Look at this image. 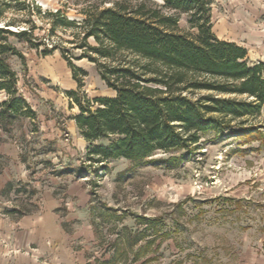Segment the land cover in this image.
Segmentation results:
<instances>
[{"label":"rangeland","instance_id":"obj_1","mask_svg":"<svg viewBox=\"0 0 264 264\" xmlns=\"http://www.w3.org/2000/svg\"><path fill=\"white\" fill-rule=\"evenodd\" d=\"M26 1L42 12L61 8L80 17L66 0ZM26 13L4 8L0 18L1 26L11 17L30 18L43 37L37 47L13 40L24 64L9 59L18 95L35 115L0 119V264H59L57 258L101 264L115 253L112 264H264V105L235 125L238 132H202L188 152L156 151L138 165L116 158L101 167L86 160L87 142L69 118L77 108L69 107L67 91L77 82L59 46L70 48L73 36L70 30L46 34V20L35 9ZM211 21L219 38L247 48L249 62L264 61V0H211ZM179 24L185 27V19ZM51 43L59 48L43 54ZM69 53L86 71L81 90L87 96L113 94L93 62L78 59L79 49ZM5 98L0 91V101ZM46 190L59 198L60 213L86 204L84 220L64 219L61 241L45 250L16 243L23 229L7 217L42 206Z\"/></svg>","mask_w":264,"mask_h":264},{"label":"trees","instance_id":"obj_2","mask_svg":"<svg viewBox=\"0 0 264 264\" xmlns=\"http://www.w3.org/2000/svg\"><path fill=\"white\" fill-rule=\"evenodd\" d=\"M69 2L77 6L79 19L61 8L42 12L26 0H0V18L4 8L30 15L35 9L47 22L46 34L70 30V48L51 43L43 54L60 47L77 82V89L67 91L69 107L77 108L69 118L87 142V161L103 167L107 160L126 158L138 165L156 151L188 152L202 132H238L235 125L261 111L264 61L249 62L245 46L213 32L211 0ZM181 18L185 27L179 24ZM20 22L24 28H12ZM36 28L32 19L18 17L0 26V91L6 94L0 119L35 115L18 95V76L9 59L16 56L24 64L13 40L37 47L43 37L34 34ZM69 49H79L78 59L94 63L112 95L89 97L81 90L86 71L72 62ZM9 186L7 182L6 190ZM117 254L101 264H112Z\"/></svg>","mask_w":264,"mask_h":264},{"label":"crops","instance_id":"obj_3","mask_svg":"<svg viewBox=\"0 0 264 264\" xmlns=\"http://www.w3.org/2000/svg\"><path fill=\"white\" fill-rule=\"evenodd\" d=\"M69 191L73 192L74 189L69 187ZM44 193L45 198L42 206L36 205L35 209L31 212L23 213L16 218L7 217V220L11 219V223L19 225L23 229L15 236L16 243L20 242L21 245L37 243L39 247L45 250L50 243L52 245L61 241L63 232L62 222L64 219L76 218L78 220H84L83 217L86 215L85 211H87L86 204L78 205V207H72V204H70L65 208V214L60 213L62 212V207L58 201L59 198L50 193L49 190H46ZM10 213H7V215L11 216ZM46 243L49 244L46 245ZM60 246H62V243ZM72 259L74 260V258ZM56 260L55 262L59 264H74V261L71 259L57 258Z\"/></svg>","mask_w":264,"mask_h":264},{"label":"water","instance_id":"obj_4","mask_svg":"<svg viewBox=\"0 0 264 264\" xmlns=\"http://www.w3.org/2000/svg\"><path fill=\"white\" fill-rule=\"evenodd\" d=\"M1 26V25H0Z\"/></svg>","mask_w":264,"mask_h":264}]
</instances>
